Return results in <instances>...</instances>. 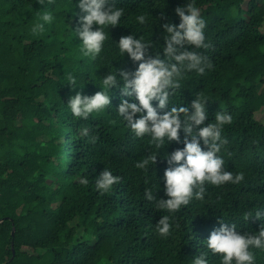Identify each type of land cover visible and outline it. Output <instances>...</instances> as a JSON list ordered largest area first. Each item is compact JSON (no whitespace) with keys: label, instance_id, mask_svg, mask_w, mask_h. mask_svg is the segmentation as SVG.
Here are the masks:
<instances>
[{"label":"trees","instance_id":"1","mask_svg":"<svg viewBox=\"0 0 264 264\" xmlns=\"http://www.w3.org/2000/svg\"><path fill=\"white\" fill-rule=\"evenodd\" d=\"M186 2L119 0L120 24L105 29L108 38L91 58L80 55L73 32L83 14L75 0H0V264H192L201 253L209 264H221V254L205 246L211 231L225 222L255 232L264 223V215L254 214L264 213V120L255 117L264 108V0H195L208 45L197 51L212 67L185 71L171 97L172 106L189 108L194 98H206L205 124L217 112L232 116L218 155L228 170L244 173L240 184H209L203 200L173 213L157 210L145 190L166 198L164 154L184 146L182 130L180 142L160 150L147 135L136 137L116 111L118 88L106 109L86 119L67 107L77 91L101 90L107 72L136 67L119 53L122 35L148 40L149 54L162 55V24H178L174 9ZM44 11L55 19L33 36ZM141 14L144 25L136 20ZM154 153L155 164L136 167ZM105 168L120 179L100 192L95 181ZM84 176L87 185L78 182ZM163 215H170L168 236L156 229ZM251 250L255 264H264V249Z\"/></svg>","mask_w":264,"mask_h":264},{"label":"clouds","instance_id":"2","mask_svg":"<svg viewBox=\"0 0 264 264\" xmlns=\"http://www.w3.org/2000/svg\"><path fill=\"white\" fill-rule=\"evenodd\" d=\"M118 3L119 0H75L83 13L78 16L77 26L72 28L79 38L81 56L95 58L100 54L108 38L105 29L119 25L124 14ZM174 11L180 21L178 24L170 21L162 24L165 33L162 55L160 52L149 54L150 41L133 34L122 35L116 41L119 53L122 56L127 54L136 67L131 71L118 68L116 72H107L103 75L101 90L92 95L77 91L66 103L75 117L86 119L90 114L106 109L111 104L110 91L118 88L122 99L116 111L136 137L147 135L160 150L169 142H180L182 130L184 146L164 154L168 165L163 174L166 198L157 197L150 189L145 190V198L153 202L157 210H167L168 213L178 211L192 200H203L209 184H240L244 180L243 172L228 170L223 156L218 155L226 143L221 131L225 124L232 122V116L227 112H217L214 122L205 124L209 115L206 108L208 100L202 96L194 98L190 108L184 104L178 107L171 105V97L180 87V78L185 71L195 70L203 74L206 68L212 67L197 51L208 45L204 34L206 22L195 6V0H187ZM54 19L51 12L40 13L38 21L30 29L31 35L42 34L46 30L45 24H51ZM136 20L144 25L146 16L138 15ZM68 82L73 88L78 85L71 75ZM153 101H156L155 105ZM169 106L170 110L160 111ZM87 131L83 130V134L87 135ZM157 156L154 153L138 160L136 167L144 169L150 163L155 164ZM119 179L105 168L97 175L96 189L107 192ZM78 182L87 185L89 181L84 176ZM254 214L258 219L264 215L260 209ZM171 228L170 215L161 216L156 223L161 236H168ZM205 241L206 248L213 254H221V264H255L251 249H264V223L258 231L241 232L235 223L221 222ZM206 256L207 253L196 255L192 264H209Z\"/></svg>","mask_w":264,"mask_h":264},{"label":"rangeland","instance_id":"3","mask_svg":"<svg viewBox=\"0 0 264 264\" xmlns=\"http://www.w3.org/2000/svg\"><path fill=\"white\" fill-rule=\"evenodd\" d=\"M259 90L260 91L264 90V85H260L259 86ZM255 117L259 121H263L264 120V108L263 107L256 112Z\"/></svg>","mask_w":264,"mask_h":264},{"label":"water","instance_id":"4","mask_svg":"<svg viewBox=\"0 0 264 264\" xmlns=\"http://www.w3.org/2000/svg\"><path fill=\"white\" fill-rule=\"evenodd\" d=\"M14 227H12V230H11V234H13L14 233ZM12 253H14V250H13V248H12Z\"/></svg>","mask_w":264,"mask_h":264}]
</instances>
